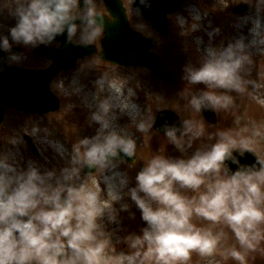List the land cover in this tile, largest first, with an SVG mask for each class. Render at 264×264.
Segmentation results:
<instances>
[{"label":"clouds","instance_id":"obj_1","mask_svg":"<svg viewBox=\"0 0 264 264\" xmlns=\"http://www.w3.org/2000/svg\"><path fill=\"white\" fill-rule=\"evenodd\" d=\"M139 2L151 7L150 0ZM244 2L255 11L237 24L248 26V37L213 43L221 31L213 27L207 43L197 39V59L183 65L180 95L192 115L180 118L179 125L167 119L161 125L162 136L180 156L156 152L134 176L117 171L129 163L125 158L135 163L138 150L137 137L119 123L120 114H128L132 127L142 134L153 131L155 123L153 108L141 110L135 89L127 85L95 100L87 114L93 135H80L73 125L76 138L63 167L47 168L34 160L21 164L14 152H0V264H187L194 251L201 256L220 251L225 259L231 256L245 264V254L235 246L218 247L222 231L214 233L192 219L195 214L213 225L226 224L244 249H256L264 239V155L256 152V138L264 132L255 127L245 135L246 129L216 127L194 118L204 110L231 109L237 97L256 86L249 76L253 51L264 52V0ZM221 3L227 6L228 0ZM103 4L104 0H0V16L6 12L14 20L7 33L0 23V50L7 64L19 65L26 58L12 51L13 45L29 50L50 46L65 33L68 43L94 45L105 36ZM133 12L139 14V9ZM201 19L195 10L192 32L201 27ZM175 22L183 34L188 21L177 16ZM105 80L99 76L97 87ZM83 87L73 77L67 84L62 81L61 91L78 96ZM8 143L16 147L19 141L10 136ZM248 152L255 161L241 163ZM230 164L237 167L233 170ZM85 167L90 171L82 175ZM96 172L118 180L103 189L90 188L85 178ZM125 198L139 210L144 225L121 235L108 225L119 224L121 212L135 217L129 211L132 204L122 202ZM120 244L126 248L118 250Z\"/></svg>","mask_w":264,"mask_h":264},{"label":"rangeland","instance_id":"obj_2","mask_svg":"<svg viewBox=\"0 0 264 264\" xmlns=\"http://www.w3.org/2000/svg\"><path fill=\"white\" fill-rule=\"evenodd\" d=\"M126 7L129 13L131 26L150 37L156 42L153 52L161 59L162 64L173 74L176 81L166 82L154 79L150 72L145 69L119 68L115 65L105 64L97 57H87L78 61L73 70L60 73L50 82L51 92L59 99L60 109L44 116L38 115H22L15 110L7 111L5 118L0 125V152L12 151L17 155L21 164L28 160H34L47 168L63 167L70 152L71 143L75 140L73 125L80 129V135H93L94 127H89L87 123V114L92 109L95 100L98 97L110 94L109 89H120L130 86L135 89L136 103L141 110L148 107L153 108L155 118L160 111H156L157 107H165L172 111L180 122L192 115L188 109L184 107L186 101L181 97L180 92L184 87L181 79L183 65L190 59L195 61L199 55L197 51V39H202L205 43L208 41V31L213 27L220 28V34L215 37L213 43H219L223 40L227 43L229 39L238 38L247 35V25L240 24V18L247 15H255L254 9L250 7L244 0H228L227 6L221 3V0H184L178 9L168 16V35L160 37L150 26L140 19L131 9L130 0H126ZM238 4H246V9L241 14L233 13L231 10ZM198 10L202 16L200 21L201 27L195 32L191 31L190 25L193 22L192 17ZM177 16H183L188 24L184 26L183 34L180 26L175 22ZM0 23L4 24V32L7 33V27L14 24V20L5 14L0 16ZM245 29V32H242ZM99 39L96 46L99 48ZM59 46V43H53ZM57 49V48H56ZM253 64L249 78L254 81L255 87L250 86V94L239 96L235 105L228 110H220L215 113L216 127L228 128L234 130L246 129L245 135L250 134L255 127L264 132V52L253 51ZM49 60L36 62L31 64L44 65L47 67ZM104 75L106 80L102 88H98L95 81ZM73 77H77L79 82L83 84V92L80 95H65L61 91L62 81L69 83ZM203 87V85H201ZM165 110V109H163ZM162 111V110H161ZM196 119H203L206 123H210L203 116H195ZM119 123L129 127L138 140V150L135 163H122L124 170L117 169L118 172L127 171L129 176H134L135 171L142 166L153 153L165 152V155L180 156V153L174 146L167 143L165 137L156 131H145L143 134L136 131L132 127L131 117L126 113H121ZM214 131V128H210ZM9 135H8V134ZM26 134L33 143L39 158L34 156L28 149L22 135ZM10 136H15L19 141L16 147L9 145ZM20 137L22 140H20ZM256 152L264 155V135L256 138ZM63 151L64 155H60ZM249 163V162H247ZM102 173H92L86 177L88 187L106 188V184L100 181ZM82 175H86L82 173ZM99 179V180H98ZM132 204L130 200L125 201ZM120 202H117V207ZM135 212V217L130 218L128 212L120 213L119 224H109L108 227L115 231H120L121 235H127L130 231H139L143 227L144 222L140 220L139 210L132 204L129 209ZM193 223L198 226L211 227L212 231L223 232L219 248H230L235 246L245 254V264H264V239H261L256 249L241 248L231 228L226 224L218 223L213 225L210 221L203 217H192ZM118 250L126 248V245L120 244ZM187 264H240L231 256L225 259L220 251L214 252L210 256H201L197 252H193Z\"/></svg>","mask_w":264,"mask_h":264},{"label":"water","instance_id":"obj_3","mask_svg":"<svg viewBox=\"0 0 264 264\" xmlns=\"http://www.w3.org/2000/svg\"><path fill=\"white\" fill-rule=\"evenodd\" d=\"M181 2L182 0H150L151 7H145L140 4L139 0H133L134 8L139 9L140 15L147 19L160 35H166L167 15L173 12ZM105 5L110 16L114 19L113 21L104 19L105 36L101 40L100 58L121 67L146 68L153 77L159 80L174 81L173 76L162 65L159 57L150 51L155 43L129 28L125 10L119 1L105 0ZM236 8V13H241L246 9L244 5H239ZM62 40L63 48L60 50L51 53L42 50L44 55L53 59L52 66L43 73L31 72L26 73L25 76L20 74L8 76L4 71H0V122L4 110L9 107H15L25 113L38 114H46L59 108L57 98L49 91L50 79L60 71L73 68L77 58L95 52L91 46L68 44L65 34L62 36ZM18 79H22V82ZM202 113L205 117H213L211 110H204ZM165 119L169 123L179 125L176 115L169 111H163L155 118L153 125L155 130L163 132L161 125ZM31 149L34 151L33 146ZM255 159V155L248 152L241 158V163L252 164ZM230 167L234 170L237 166L230 164ZM85 171L89 172L90 170L86 169Z\"/></svg>","mask_w":264,"mask_h":264},{"label":"bare ground","instance_id":"obj_4","mask_svg":"<svg viewBox=\"0 0 264 264\" xmlns=\"http://www.w3.org/2000/svg\"><path fill=\"white\" fill-rule=\"evenodd\" d=\"M242 32H245V29H242ZM247 35H248V32H247ZM109 92H110V94H113V95H115L116 93H118V91H116L114 88L113 89H109ZM118 169L119 170H124L125 169L124 168V165L121 164ZM99 178H100V181L101 182H103V183L106 184V186L108 184L115 183L118 180V176H112L111 174H108L107 176L104 175V174H101Z\"/></svg>","mask_w":264,"mask_h":264},{"label":"flooded vegetation","instance_id":"obj_5","mask_svg":"<svg viewBox=\"0 0 264 264\" xmlns=\"http://www.w3.org/2000/svg\"><path fill=\"white\" fill-rule=\"evenodd\" d=\"M20 47H21V48H20ZM20 47H19L18 50H12V51H15V52H23V53L25 54V57H26V58L23 60V62H22L21 64H19V65H17V66L26 68L25 65H27V64L30 63V59H29V57H31L30 54H33L32 51H33L35 48L29 50L28 48H25V47L22 46V45H21Z\"/></svg>","mask_w":264,"mask_h":264}]
</instances>
